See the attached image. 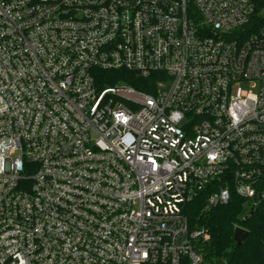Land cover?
<instances>
[{
  "label": "built area",
  "instance_id": "1",
  "mask_svg": "<svg viewBox=\"0 0 264 264\" xmlns=\"http://www.w3.org/2000/svg\"><path fill=\"white\" fill-rule=\"evenodd\" d=\"M205 193L264 200V0H0V264H204Z\"/></svg>",
  "mask_w": 264,
  "mask_h": 264
},
{
  "label": "trees",
  "instance_id": "2",
  "mask_svg": "<svg viewBox=\"0 0 264 264\" xmlns=\"http://www.w3.org/2000/svg\"><path fill=\"white\" fill-rule=\"evenodd\" d=\"M104 83H126L146 93H153L155 81H142L127 71L102 72ZM207 193L186 207L185 213L192 229H205L210 238L199 247L204 255V264H264V200L249 214L246 199L233 193L227 205L211 210L206 208ZM242 228L248 237L238 246L235 231Z\"/></svg>",
  "mask_w": 264,
  "mask_h": 264
},
{
  "label": "water",
  "instance_id": "3",
  "mask_svg": "<svg viewBox=\"0 0 264 264\" xmlns=\"http://www.w3.org/2000/svg\"><path fill=\"white\" fill-rule=\"evenodd\" d=\"M254 213V209L252 208L250 211V215ZM248 237V232L245 231L242 228H237L235 231V237L234 240L238 246L242 245V243L246 240Z\"/></svg>",
  "mask_w": 264,
  "mask_h": 264
}]
</instances>
